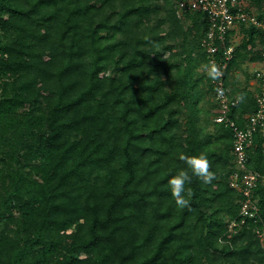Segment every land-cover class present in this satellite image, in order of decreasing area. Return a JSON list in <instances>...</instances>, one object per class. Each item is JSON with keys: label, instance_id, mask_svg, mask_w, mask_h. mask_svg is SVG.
<instances>
[{"label": "trees", "instance_id": "obj_1", "mask_svg": "<svg viewBox=\"0 0 264 264\" xmlns=\"http://www.w3.org/2000/svg\"><path fill=\"white\" fill-rule=\"evenodd\" d=\"M177 1L0 0V264H264V184L231 231L246 196L204 70L209 20ZM239 1L263 16L264 0ZM238 30L223 83L244 126L258 87L235 73L262 59L264 31ZM182 153L216 175L192 177L185 209L167 183ZM248 154L264 175L263 132Z\"/></svg>", "mask_w": 264, "mask_h": 264}, {"label": "built area", "instance_id": "obj_2", "mask_svg": "<svg viewBox=\"0 0 264 264\" xmlns=\"http://www.w3.org/2000/svg\"><path fill=\"white\" fill-rule=\"evenodd\" d=\"M177 14L182 16L186 11H202L209 20V28L203 46L207 53L224 73L227 62L232 59L234 44H228L226 35L229 30H237L240 24L255 25L264 31V14L261 18L255 12H246L239 0H178ZM217 44L223 48V56L217 62L214 54ZM254 80L257 84L255 94L257 107L254 112L248 114L245 125L239 126L235 120L228 117L230 107L236 100L230 99L224 87L223 76L219 81H212L215 85V99L220 106L221 114L215 118L216 122L227 123L232 128L233 135V155L235 158V170L232 174V185L244 192L246 198L242 202L240 209V220H231L230 230L245 224L247 219L255 218L259 215L258 197H253V190L264 184V175L248 167V150L254 142V133L261 131L264 133V49L259 65L254 69ZM222 91L219 95L217 89ZM242 185V186H241ZM264 237V234H261Z\"/></svg>", "mask_w": 264, "mask_h": 264}, {"label": "clouds", "instance_id": "obj_3", "mask_svg": "<svg viewBox=\"0 0 264 264\" xmlns=\"http://www.w3.org/2000/svg\"><path fill=\"white\" fill-rule=\"evenodd\" d=\"M204 70L208 78L214 82L219 81L223 76L220 67L214 61L204 65ZM217 92L222 95L219 88ZM179 159L183 161L186 167L177 169L176 174L171 175L167 183L175 205L180 209H185L190 208L189 198L192 191L191 188H186V185L191 184L192 177L195 176L203 184H211L216 179V175L211 170V164L207 156L203 153L199 155L182 153L179 155Z\"/></svg>", "mask_w": 264, "mask_h": 264}, {"label": "rangeland", "instance_id": "obj_4", "mask_svg": "<svg viewBox=\"0 0 264 264\" xmlns=\"http://www.w3.org/2000/svg\"><path fill=\"white\" fill-rule=\"evenodd\" d=\"M242 36L243 34L241 33V30L237 29L236 33L232 37L234 47H236L240 43ZM259 46L260 45L258 43L256 48H258ZM260 48H262V46H260ZM252 63L253 62H246L245 64L242 65L241 69L237 70L235 73V78L237 77V79L240 81L241 86L245 84V77H246L245 73H248L251 76L250 86L254 85L253 81L255 80L253 79L252 73L257 66L254 68V65Z\"/></svg>", "mask_w": 264, "mask_h": 264}, {"label": "crops", "instance_id": "obj_5", "mask_svg": "<svg viewBox=\"0 0 264 264\" xmlns=\"http://www.w3.org/2000/svg\"><path fill=\"white\" fill-rule=\"evenodd\" d=\"M263 47V46H262ZM254 65V68L259 65V61H255L252 63ZM254 79V78H253ZM251 81V80H250ZM253 84H256L255 81H253Z\"/></svg>", "mask_w": 264, "mask_h": 264}]
</instances>
